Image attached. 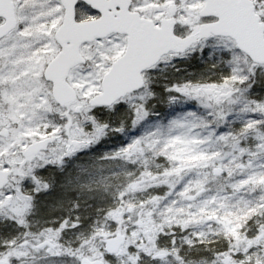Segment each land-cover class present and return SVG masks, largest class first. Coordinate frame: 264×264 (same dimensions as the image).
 I'll use <instances>...</instances> for the list:
<instances>
[{
  "label": "snow or ice",
  "instance_id": "snow-or-ice-1",
  "mask_svg": "<svg viewBox=\"0 0 264 264\" xmlns=\"http://www.w3.org/2000/svg\"><path fill=\"white\" fill-rule=\"evenodd\" d=\"M0 264H264V0H0Z\"/></svg>",
  "mask_w": 264,
  "mask_h": 264
}]
</instances>
